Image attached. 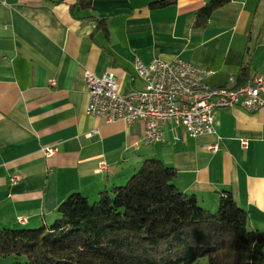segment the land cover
Segmentation results:
<instances>
[{
	"label": "crops",
	"instance_id": "obj_1",
	"mask_svg": "<svg viewBox=\"0 0 264 264\" xmlns=\"http://www.w3.org/2000/svg\"><path fill=\"white\" fill-rule=\"evenodd\" d=\"M91 1V9H78L75 0H0V228L48 224L70 194L94 201L154 157L175 168V186L205 209L230 192L248 227L264 235V107L219 108L215 132L197 137L167 122L163 141L146 144L142 120L85 113L83 79L85 70L113 71L120 89H140L135 57L200 65L211 86L243 79V63L248 79L264 77V20L257 19L264 0H233L202 28L192 26L202 0L165 8L150 7L155 0ZM94 18L105 20L106 32ZM44 147L54 151L45 155Z\"/></svg>",
	"mask_w": 264,
	"mask_h": 264
},
{
	"label": "trees",
	"instance_id": "obj_2",
	"mask_svg": "<svg viewBox=\"0 0 264 264\" xmlns=\"http://www.w3.org/2000/svg\"><path fill=\"white\" fill-rule=\"evenodd\" d=\"M192 26L202 28L214 10L233 0H202ZM175 0H155L165 8ZM91 9V0H75ZM107 31L105 20L94 18ZM235 82L249 79L243 63ZM175 168L147 158L124 185L98 193L92 203L70 194L56 209L54 221L36 228H0V256L23 257V264H264V235L248 228L247 213L230 192L221 194L215 211L194 194L180 191ZM163 242H168L163 245Z\"/></svg>",
	"mask_w": 264,
	"mask_h": 264
},
{
	"label": "built area",
	"instance_id": "obj_3",
	"mask_svg": "<svg viewBox=\"0 0 264 264\" xmlns=\"http://www.w3.org/2000/svg\"><path fill=\"white\" fill-rule=\"evenodd\" d=\"M133 65L136 75L143 80V87L125 92L119 90L113 71L97 75L85 70L87 101L84 111L105 122L143 120V142L146 144L163 141L162 126L167 122L180 123L188 136L197 137L215 132V113L219 108L240 107L256 112L264 107V77L260 75L240 85H235V79L230 77L229 85L211 86L205 82L210 73L208 69L176 57L170 60L152 58L147 63L135 57ZM96 132L94 129L91 133ZM242 144L246 142L243 140ZM207 148L217 150L219 147L210 144ZM42 150L50 155L54 148ZM15 180L13 177L11 181ZM17 221L23 223L25 220L18 217Z\"/></svg>",
	"mask_w": 264,
	"mask_h": 264
},
{
	"label": "rangeland",
	"instance_id": "obj_4",
	"mask_svg": "<svg viewBox=\"0 0 264 264\" xmlns=\"http://www.w3.org/2000/svg\"><path fill=\"white\" fill-rule=\"evenodd\" d=\"M259 18H261L262 20H264V8L262 9V11L260 12V14L257 16V19H259ZM155 58H157V57H155ZM175 58V57H174ZM176 58H178V57H176ZM172 59V58H171ZM141 60V59H140ZM167 60H170V59H167ZM142 61V60H141ZM145 63V62H144ZM134 66V65H133ZM143 87V86H142ZM118 88H119V90L121 91V92H125V91H128V90H130V89H127V90H122V89H120V87H119V84H118ZM141 89V88H140ZM120 120H122V119H120ZM135 120H137V119H135ZM141 120V119H140ZM123 121V120H122ZM143 121V120H142ZM144 122V121H143ZM162 130H163V128H162ZM92 132V131H91ZM89 133L90 135L92 134V133ZM144 134V133H143ZM136 172V171H135ZM133 174V173H132ZM131 174V175H132ZM130 175V176H131ZM130 176L128 177V179L130 178ZM128 179H126V180H124V182L122 183V184H120V185H124L125 183H126V181L128 180ZM97 199V198H96ZM93 201L92 200H90V203H92ZM217 209V207L216 208H214L213 210H210V211H215ZM52 221H54V218L50 221V223L52 222ZM25 222V221H24ZM23 222V223H24ZM39 225H37V226H33V227H31L30 226V228H36V227H38ZM249 228V227H248ZM250 229V228H249ZM256 231H258V230H256ZM259 232V231H258ZM262 234V233H261ZM167 243L168 242H163L162 244L163 245H167ZM24 263V258L23 257H16V256H13V255H7V256H0V264H23ZM195 264H206V259L205 258H200Z\"/></svg>",
	"mask_w": 264,
	"mask_h": 264
},
{
	"label": "bare ground",
	"instance_id": "obj_5",
	"mask_svg": "<svg viewBox=\"0 0 264 264\" xmlns=\"http://www.w3.org/2000/svg\"><path fill=\"white\" fill-rule=\"evenodd\" d=\"M162 128H163V126H162Z\"/></svg>",
	"mask_w": 264,
	"mask_h": 264
}]
</instances>
